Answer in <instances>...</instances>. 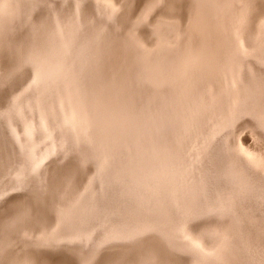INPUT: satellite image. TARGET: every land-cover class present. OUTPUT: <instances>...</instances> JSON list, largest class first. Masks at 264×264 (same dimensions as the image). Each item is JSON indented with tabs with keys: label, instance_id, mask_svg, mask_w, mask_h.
Instances as JSON below:
<instances>
[{
	"label": "rangeland",
	"instance_id": "rangeland-1",
	"mask_svg": "<svg viewBox=\"0 0 264 264\" xmlns=\"http://www.w3.org/2000/svg\"><path fill=\"white\" fill-rule=\"evenodd\" d=\"M190 1L178 27L164 0H0L4 18L24 11L21 27L0 30L7 41L51 23L49 47L17 71L24 80L0 83V220L21 202L36 216L50 186L63 192L50 223L9 227L0 264H43L36 248L68 252L72 264H116L152 239L184 264H264V0ZM106 33L138 49L121 75L126 89L88 72L90 46ZM187 52L182 74L171 59ZM129 91L148 114L128 107ZM176 95L174 111L166 104ZM242 150L263 165L255 181ZM159 172L154 190L147 181Z\"/></svg>",
	"mask_w": 264,
	"mask_h": 264
},
{
	"label": "bare ground",
	"instance_id": "bare-ground-1",
	"mask_svg": "<svg viewBox=\"0 0 264 264\" xmlns=\"http://www.w3.org/2000/svg\"><path fill=\"white\" fill-rule=\"evenodd\" d=\"M41 1H44V0H36V3L39 4ZM140 1L141 0H134V2H136V4L137 3H141ZM164 1L166 2V6H165V9H164V11H165L164 14L167 17L171 18L172 21H174L173 22L174 25L175 26L177 25L178 27L184 22V20L186 19V17L191 13L192 8H194L193 5H192V2L190 0H164ZM196 3H197V1H196ZM196 3H195V5H196ZM240 3H241V1H240ZM262 4H264V3H262ZM110 5L113 7V3H110ZM156 6H157V4H156ZM254 6H255V4H254ZM21 7L18 6L17 7L18 8L17 9L18 12L16 13V15L15 14H12L10 18L9 17L8 18H4L3 15H5L7 13H4L3 11L2 12L0 11V30L3 29L4 32H7V31H9L11 29H14L15 30V28L21 27L24 24L23 23L24 16L22 14V13H24V11L22 10L23 8H21ZM198 8H197V12H198V24L204 26V24H206V22H207V19L204 18V13L202 12V9L199 8V10H198ZM151 9H154V8H151ZM148 12H150V10ZM213 13H214V11H213ZM109 20H110V17H109ZM156 25H157V23H156ZM34 30L35 31L32 32L30 35H27V36H24V37L22 36L21 39L18 38L17 39V43H15V44L12 41H7V38L4 36L3 32L0 34V83H8L10 85H13V84H15L17 82V79L19 80L21 78H22L21 81H23L24 78H25V76L24 75L22 76L21 74H18L17 71L24 64H26V62L30 61L31 59H33V57L37 56L38 53L43 52L44 50H46L49 47L48 46V42H49L48 41V38H49V35H50V32H51V23H50V21L49 20H46V18L43 19V20H40L37 23L36 28ZM57 30H58V28H57ZM213 30H215V29H213ZM175 38H176V36H175ZM239 40H240V43H241L242 42V37L241 38L239 37ZM58 44H59V42H58ZM71 44H73V43H71ZM51 45H53V44H51ZM211 48H212V50L214 52V55L216 56V54H218V49L215 46V41H214L213 38H211ZM69 50H71V49H69ZM144 50H142V51H144ZM142 51H141V54H142ZM153 51H155V50H153ZM90 53H91V55L89 57H87V62H88L87 68H88V72H90L92 74H95V73L96 74H99V76L101 78V82H104L105 84L111 82L112 83L111 85H113V86H118V87H122V88H125L126 89V81H124V79L121 77V75H122L123 72L127 71L125 69L128 68V67H131L132 62L134 63V60L137 59V57H138V49L129 40L127 41V39H122V38H120V36H116V35H114L112 33H106V34H104V35H102V36L99 37V41L97 43H94L93 46H90ZM146 55H148V53ZM190 55H191V53L188 54V52H187L184 57H183V54H182L180 56H177L175 59H171L172 61H175V64L174 65H177L178 66V71L180 73H182V74H184L182 71H186L187 72V68H189L190 67V64L192 63L191 62V59H192L191 57L192 56H190ZM215 56H214V58H215ZM48 61H49V59H48ZM172 61H170V62H172ZM52 65H50V66H52ZM43 66H44V64H43ZM234 66H236V65H234ZM159 68L162 69V65ZM176 73H178V72H176ZM184 76H186V75H184ZM250 80H248V81H250ZM237 81H238V79L235 78V76H234V79H232V83L234 85L235 84L237 85ZM36 84H38V83H36ZM258 84H259V82H258ZM241 85H243V84H241ZM36 86H38V85H36ZM248 93H250V92H248ZM128 94L131 95L130 97H128V99H129L128 102H126V104L128 105L129 108H132L134 106V108L139 112V114H141L139 116L146 115V114L149 113V111L145 110L146 108L143 107L142 97H141V95L139 93H136L135 91H129ZM97 95H99V94H97ZM177 98L178 97L176 95L175 97L172 98V99H174V101L171 100L170 102H168L166 104V106L169 104V107L173 106L174 111H177L179 109V106H180L179 105V100ZM17 132H18V129H17ZM0 133H1V131H0ZM1 140H3V139H0V141ZM243 154H245V155L242 157V160H243V162H244V164L246 165L247 168L241 162L242 169L247 174L251 175V178L255 181V178H259V177L256 176V175H253L251 172L258 173V169L261 168V166H263V165L261 164V162L258 160L257 157H254V156L249 155L246 151H243ZM1 155H3V154L1 153V150H0V156ZM235 161L237 162V160H235ZM76 177H77V172L73 171V173H71L69 175V177H68V182H73V184L74 183H77L76 182L77 181L76 180ZM159 177H162V173L161 172L154 174L147 181L149 187H151V188L154 189L156 187V185L160 182L159 181ZM157 179H158V181H157ZM130 184H131V182H130ZM61 186H63V185H61ZM171 193L174 196L177 195V188H176V186L171 187ZM62 194H63V192L58 188V186L54 185V188H51V186H50L48 188V190L46 191V193L43 195V198L45 199V206H44V208L42 210L40 209V211H38L36 213V216L33 215V213L30 214L31 210L29 209V206H27L23 202H21L22 204H20V205L19 204L16 205V208H18V209H12V214H10V216L8 217L9 219L5 220V222H3L2 219L0 220V244L1 243H5V242H7L9 240V238L6 237L7 231L9 229V227L10 228L21 227L26 222H33L34 219L39 220V222L37 223L38 226L43 225L42 222H47V224L50 223V221H51L50 210L59 202ZM31 196L32 197H41L42 196V193H38V194H35V195H31ZM45 210H46V213H45ZM145 211H146V209H145ZM39 213L40 214L43 213V214L42 215H39ZM27 216L29 217V219H27L28 218ZM60 224H62V223H60ZM58 226H60V225H58ZM147 230H149V229H146V231ZM129 235H131V234H129ZM231 236H233V235H231ZM172 239H173V237H172ZM135 244H137V243H135ZM196 244L200 245V243H199L198 240L196 241ZM1 245L3 246L4 244H1ZM170 251H172V250H169L166 246H164L163 244H161L159 241L152 239V240L143 241L142 243L138 244L137 246H135L132 249H126L124 251L122 250L120 253H117L113 257V259H115V263L117 262L116 264H144V263H147V264H184V259L183 258L172 254ZM35 258H36V261H39V262H41L43 264H72V257H71V255L68 252L53 253V252H49V251H46V250H42L40 248H36L35 249Z\"/></svg>",
	"mask_w": 264,
	"mask_h": 264
}]
</instances>
